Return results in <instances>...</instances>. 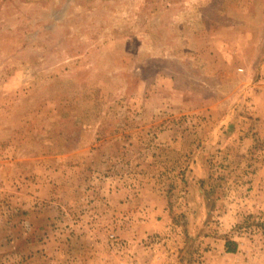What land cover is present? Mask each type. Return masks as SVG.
I'll use <instances>...</instances> for the list:
<instances>
[{
	"label": "rangeland",
	"instance_id": "rangeland-1",
	"mask_svg": "<svg viewBox=\"0 0 264 264\" xmlns=\"http://www.w3.org/2000/svg\"><path fill=\"white\" fill-rule=\"evenodd\" d=\"M149 259L264 264V0H0V264Z\"/></svg>",
	"mask_w": 264,
	"mask_h": 264
},
{
	"label": "crops",
	"instance_id": "crops-1",
	"mask_svg": "<svg viewBox=\"0 0 264 264\" xmlns=\"http://www.w3.org/2000/svg\"><path fill=\"white\" fill-rule=\"evenodd\" d=\"M219 252V254H221V253H224L225 255H229L230 254V252H226L225 250H224V247H223V249L222 250H220V251H218ZM156 254H157V252H156ZM162 254V253H161ZM153 255H154V252H153ZM163 256H164V259H167V253L166 252H164L163 254H162ZM151 256V255H150ZM170 260H171V258H170ZM174 260V259H173ZM166 261V260H165ZM166 262H168V261H166ZM147 264H154V262L151 260V259H149V261L147 262Z\"/></svg>",
	"mask_w": 264,
	"mask_h": 264
},
{
	"label": "trees",
	"instance_id": "trees-1",
	"mask_svg": "<svg viewBox=\"0 0 264 264\" xmlns=\"http://www.w3.org/2000/svg\"><path fill=\"white\" fill-rule=\"evenodd\" d=\"M226 250L229 251V252H230V251H231V252L234 251V249H230L229 247L226 248Z\"/></svg>",
	"mask_w": 264,
	"mask_h": 264
}]
</instances>
